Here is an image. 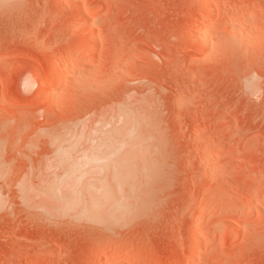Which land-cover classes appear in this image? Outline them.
<instances>
[{"label":"rangeland","instance_id":"rangeland-1","mask_svg":"<svg viewBox=\"0 0 264 264\" xmlns=\"http://www.w3.org/2000/svg\"><path fill=\"white\" fill-rule=\"evenodd\" d=\"M119 254L264 264V0H0V264Z\"/></svg>","mask_w":264,"mask_h":264},{"label":"bare ground","instance_id":"bare-ground-1","mask_svg":"<svg viewBox=\"0 0 264 264\" xmlns=\"http://www.w3.org/2000/svg\"><path fill=\"white\" fill-rule=\"evenodd\" d=\"M95 33V31H94V29L93 30H91L90 32H89V34L90 35H93ZM88 34V35H89ZM201 35V34H200ZM199 38V37H198ZM78 45V44H77ZM76 45V46H77ZM80 45H82V44H80ZM85 46V45H84ZM79 48H81V47H79ZM83 58H84V56H82V55H78L77 56V60L78 61H82L83 60ZM54 62V61H53ZM62 62H60L59 64H58V62H54L53 63V65H52V71H51V73H50V75H49V79L47 80V82H45L46 84L44 85V88H43V90L45 91V93L47 92H49L50 93V91H52L60 82H64V81H69V79L70 78H68V71L71 69V65L69 64V62H64V63H62ZM51 68V67H50ZM70 77V76H69ZM48 100V99H47ZM119 117H121V116H119ZM131 127V126H130ZM132 128V127H131ZM130 129V128H129ZM130 130H132V129H130ZM119 136V135H118ZM121 136H123V135H121L120 134V138H122ZM124 138L125 137H127L126 135L125 136H123ZM130 139H132V138H130ZM130 139H129V135H128V142L130 141ZM120 140H123V138L122 139H120ZM127 142V141H126ZM124 143V142H123ZM120 144H122V143H120ZM125 144V143H124ZM123 144V145H124ZM119 145V144H118ZM122 145V146H123ZM120 146V145H119ZM120 148H122V147H119V149ZM117 149V148H116ZM121 150V149H120ZM118 152V151H117ZM113 153V152H112ZM111 153V154H112ZM114 154H116V153H114ZM118 154V153H117ZM117 157V156H116ZM123 161V160H122ZM121 161V162H122ZM195 231V230H194ZM198 231V230H197ZM194 233V232H193ZM193 237L195 236L194 234L192 235ZM197 236V235H196ZM203 236H205L204 234H203ZM190 238V237H189ZM198 238V237H197ZM190 240H192V242L193 241H195L194 240V238H192V239H190ZM192 242H190V243H192ZM197 243V242H196ZM196 247V249H195V253H197V252H199L200 251V245H199V243L197 244V246H195ZM201 249H202V247H201ZM194 253V252H193ZM129 255V254H128ZM127 254H119V255H114L113 257H111L110 258V264H115V263H118V261H121L122 259H124L125 257L126 258H128L129 256H128ZM192 255V254H191Z\"/></svg>","mask_w":264,"mask_h":264},{"label":"snow or ice","instance_id":"snow-or-ice-1","mask_svg":"<svg viewBox=\"0 0 264 264\" xmlns=\"http://www.w3.org/2000/svg\"><path fill=\"white\" fill-rule=\"evenodd\" d=\"M163 203H161L160 207H158L157 209H155L157 214H161L163 212Z\"/></svg>","mask_w":264,"mask_h":264}]
</instances>
